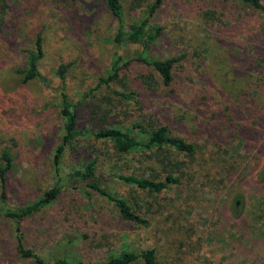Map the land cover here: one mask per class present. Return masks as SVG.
Wrapping results in <instances>:
<instances>
[{
  "label": "rangeland",
  "instance_id": "obj_1",
  "mask_svg": "<svg viewBox=\"0 0 264 264\" xmlns=\"http://www.w3.org/2000/svg\"><path fill=\"white\" fill-rule=\"evenodd\" d=\"M119 1L131 23L150 0ZM261 4L165 0L153 19L162 33L144 50L113 40L117 22L105 0H1L0 151L9 148L14 163L0 206L19 207L61 186L55 200L30 217L16 223L0 216V264H38L20 256L18 235L46 264H97L124 249H153L159 264H264ZM36 36L39 74L25 82L21 71ZM139 55L175 58L171 84L164 86L149 65L125 64ZM62 65L78 134L57 168ZM136 122L166 126L194 144V153L165 147L121 154L93 135ZM90 159L97 160L100 185L126 199L147 225L124 220L111 201L71 175ZM167 172L179 182L160 192L117 176L163 180Z\"/></svg>",
  "mask_w": 264,
  "mask_h": 264
},
{
  "label": "trees",
  "instance_id": "obj_2",
  "mask_svg": "<svg viewBox=\"0 0 264 264\" xmlns=\"http://www.w3.org/2000/svg\"><path fill=\"white\" fill-rule=\"evenodd\" d=\"M1 1V0H0ZM142 0H135L140 4ZM165 0H150L146 5V11L138 21L127 23L124 16L123 7L119 0H105L107 8L115 17L117 28L113 36L116 43L131 42L140 43L144 50H147L157 39H159L163 27L154 22V17L159 13ZM249 4L255 8H262L261 0H238ZM144 54V53H143ZM42 56V44L39 36L34 41V49L27 52L24 69L21 71L22 80L29 81L38 77V62ZM132 61L141 62L149 65L158 75L160 82L164 86H169L172 82V69L175 58L152 59L139 55L137 58L125 62L129 64ZM65 70L66 66L62 65L58 69L60 79V101L59 113L63 118L62 136L59 143L53 151V165L58 168L64 151L73 146V142L78 134V114L75 104L72 102L65 87ZM137 133L143 136L137 135ZM95 138L109 140L114 145L116 151L121 154L131 153L137 149L146 150L158 149L165 147L173 148L179 152L193 154L195 145L187 142L179 136L171 135L166 126H159L155 129H149L143 123L136 122L130 127H110L102 128L93 133ZM14 163L13 156L9 148L5 147L0 151V200L5 202L7 191V176ZM97 160L90 159L82 166L75 167L71 175L84 181L86 186L97 194L111 201L117 208L121 218L136 224L147 225V220L137 214L126 199L116 196L103 188L95 177L97 169ZM124 183L147 189L151 192H160L171 183H178L179 176H173L167 172L163 180L151 179L149 177H139L135 175H117ZM61 184L56 183L35 201L19 206L7 207L0 206V216L14 220L16 223L26 217L38 213L45 206L49 205L59 195ZM239 206V205H235ZM18 231V226H16ZM17 251L23 258H33L38 264H46L43 259L36 253L24 247L20 236H17ZM142 261L144 264H159L155 258L154 250L147 249L142 251L123 250L120 253L109 257L106 261L97 264H131ZM63 259H57L50 264H63ZM78 264H83L78 261Z\"/></svg>",
  "mask_w": 264,
  "mask_h": 264
}]
</instances>
